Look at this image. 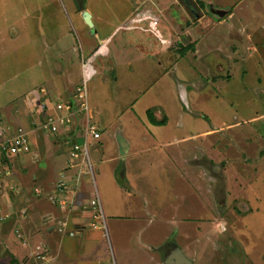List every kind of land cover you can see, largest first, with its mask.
I'll list each match as a JSON object with an SVG mask.
<instances>
[{"label":"rangeland","instance_id":"rangeland-1","mask_svg":"<svg viewBox=\"0 0 264 264\" xmlns=\"http://www.w3.org/2000/svg\"><path fill=\"white\" fill-rule=\"evenodd\" d=\"M7 1L24 18L5 11L13 25L0 45V125L19 114L11 95L34 85L76 93L82 52L93 59L110 40L86 83L102 130L88 146L86 188L99 191L113 254L100 263L165 264L158 250L169 241L192 264H264V0ZM131 48L138 57L128 60ZM33 152L12 158L9 172H33Z\"/></svg>","mask_w":264,"mask_h":264},{"label":"crops","instance_id":"crops-1","mask_svg":"<svg viewBox=\"0 0 264 264\" xmlns=\"http://www.w3.org/2000/svg\"><path fill=\"white\" fill-rule=\"evenodd\" d=\"M11 6L14 11L18 10L16 17L24 18L21 16L20 5L14 6L7 0H0V45L10 39V28H12L13 24L9 23L10 18L8 16L10 13L6 14L5 11H13ZM86 14L89 13L86 12ZM216 14L219 15L218 13ZM91 19L93 20L92 16ZM16 23L18 27L21 25L20 22ZM95 30L94 34H97L98 29L95 28ZM112 34L114 35V33ZM112 34L109 38L113 36ZM233 35L239 39L238 35L241 34L236 31ZM242 37L245 38L243 32ZM11 38L15 39V36H11ZM109 41L102 43L95 50L92 55V57L94 56L93 63L97 60L99 54H103L102 49H108ZM132 48L127 49V55L124 54L128 60L138 57ZM74 52L75 48L72 47L70 55ZM120 57L117 55V58ZM83 60L86 59L82 52L80 64L82 77ZM5 82L9 81L6 79L4 80ZM3 88L1 87L0 90ZM70 89L72 91V88H69L66 94L60 92L58 95H53L56 89L52 85H34L31 91L11 95V101L9 99L6 102L9 104L13 102L12 110L19 114L10 115L12 117L8 118L4 117V123L1 126H6L8 129L12 127L11 125L14 127V124L17 127H24L30 134L31 151H36L33 153L37 154V161L36 167L31 173H29V167L25 164L22 165L23 172L21 171V173L19 170L20 173L18 175L16 173H13L14 175L11 173L6 174L0 171V264H13L9 262L11 260L10 255L12 259L14 258L16 264H101L102 260L110 262L113 259L105 216L103 219L92 216L93 213L89 207L92 193L86 188L87 181L85 177L87 174L81 173L80 169L77 168L71 169L69 166L72 147L76 144L82 145L84 143L78 125L65 127L62 134L56 135L39 132L34 127V124H40L46 116H57L59 114L55 106L50 108L52 106L50 102L54 101L53 97H57L56 101L53 102L55 105L63 100L67 101L69 94L74 97L75 93H72ZM19 98L23 100L22 105L17 103ZM5 107H8L7 104ZM7 115L9 116V113ZM97 128L101 133L98 139L100 140L102 130L98 126ZM11 129L13 131L9 133L14 135L17 128ZM207 132L213 131L209 130ZM198 135L200 136V134ZM198 135L195 137H198ZM158 137L159 139L162 138L160 135ZM98 140L91 143H95ZM123 140L126 146L127 141L124 138ZM158 141L160 146L163 147L170 144L165 143L166 141ZM179 141L180 139L177 140V142ZM184 141H186V138L181 140L180 143H184ZM18 156H14V158ZM115 159H119V157L111 158V160ZM7 165L8 163L6 162L3 165L4 168H8ZM125 172L123 182L125 181ZM61 180H65L68 184V188L63 192L58 189ZM125 185L128 190L133 187L130 182H127V178ZM24 186L25 188L27 187L24 192L30 193V197L22 192ZM31 187L34 189L39 188L41 194L38 195L35 192L36 196H34L31 193ZM50 197L55 198V200H50ZM73 200L76 205H73ZM123 222L125 223L127 220H123ZM98 239L103 241L101 247L94 244ZM171 244L167 241L165 249L160 247L158 250L165 256V264L170 251L176 246L175 244L171 246ZM170 246L172 247L171 250ZM181 250L183 251V249Z\"/></svg>","mask_w":264,"mask_h":264},{"label":"built area","instance_id":"built-area-1","mask_svg":"<svg viewBox=\"0 0 264 264\" xmlns=\"http://www.w3.org/2000/svg\"><path fill=\"white\" fill-rule=\"evenodd\" d=\"M83 67V85L76 88V93L71 100L62 101L55 105L56 111L59 113L57 116H46L40 124H34V127L39 132L50 133L53 135L59 134L61 127L65 128L71 125H78L80 135L84 139L82 145L76 144L72 147L70 152V168L80 169L81 173H89L93 176V166L90 161L88 146L91 142L98 140L101 136L97 126L92 123L90 116V109L87 100L86 83L92 77L93 59H86L82 62ZM38 125V126H37ZM5 126L0 125V166L4 167L8 163L6 174H9V168L14 167V162L11 160L14 156L27 153L31 150L30 134L24 127H18L14 135L5 132ZM6 129V128H5ZM68 188L65 180H61L58 189L61 192ZM35 192L40 195L41 190L35 188ZM92 198L90 200V209L93 213L92 216L104 218L102 203L97 187L91 190ZM50 200L55 198L50 197ZM76 205L75 201H72Z\"/></svg>","mask_w":264,"mask_h":264},{"label":"water","instance_id":"water-1","mask_svg":"<svg viewBox=\"0 0 264 264\" xmlns=\"http://www.w3.org/2000/svg\"><path fill=\"white\" fill-rule=\"evenodd\" d=\"M226 13L227 12L225 11H219V15L222 17ZM85 21L89 27L92 28V33H95L96 30L94 29V24L90 14L85 15ZM166 264H192V262L185 256L179 247L174 246L167 257Z\"/></svg>","mask_w":264,"mask_h":264},{"label":"trees","instance_id":"trees-1","mask_svg":"<svg viewBox=\"0 0 264 264\" xmlns=\"http://www.w3.org/2000/svg\"><path fill=\"white\" fill-rule=\"evenodd\" d=\"M163 123H164V122H163ZM163 123H162V124H163Z\"/></svg>","mask_w":264,"mask_h":264}]
</instances>
